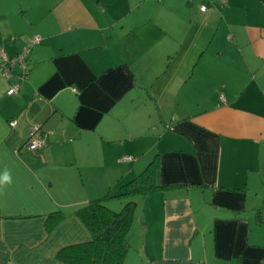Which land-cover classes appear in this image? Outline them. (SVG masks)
<instances>
[{
	"label": "crops",
	"instance_id": "obj_1",
	"mask_svg": "<svg viewBox=\"0 0 264 264\" xmlns=\"http://www.w3.org/2000/svg\"><path fill=\"white\" fill-rule=\"evenodd\" d=\"M36 35L24 81L0 70V264H57L90 239L74 211L155 155L203 187L135 198L127 264H264V0H0L8 58Z\"/></svg>",
	"mask_w": 264,
	"mask_h": 264
},
{
	"label": "trees",
	"instance_id": "obj_2",
	"mask_svg": "<svg viewBox=\"0 0 264 264\" xmlns=\"http://www.w3.org/2000/svg\"><path fill=\"white\" fill-rule=\"evenodd\" d=\"M160 157L155 155L145 169L134 179L125 183L119 193L111 190L99 198L90 200L74 211V216L90 234L86 242L67 245L55 255L57 264H127L129 250L128 234L132 228L136 210V197L148 196L163 190L178 188H200L199 184L161 185L157 181ZM123 203L119 211L112 210L109 202ZM66 218L59 210L46 218L49 234Z\"/></svg>",
	"mask_w": 264,
	"mask_h": 264
},
{
	"label": "built area",
	"instance_id": "obj_3",
	"mask_svg": "<svg viewBox=\"0 0 264 264\" xmlns=\"http://www.w3.org/2000/svg\"><path fill=\"white\" fill-rule=\"evenodd\" d=\"M207 7L202 5L200 10L205 12ZM40 36L36 35L29 46L22 50L21 53L16 55L13 58H8L3 50H0V70L3 72L6 78L11 77L14 74V69L17 68L18 72L16 73L17 81H24L27 75V57L29 53V49L40 41ZM18 92V85L11 84L9 89L7 90V95L12 96L16 95ZM11 127H14V123L10 122ZM40 133V129L38 127H33L29 133L25 142V146L32 152H35L41 149L44 146V140L38 134Z\"/></svg>",
	"mask_w": 264,
	"mask_h": 264
},
{
	"label": "clouds",
	"instance_id": "obj_4",
	"mask_svg": "<svg viewBox=\"0 0 264 264\" xmlns=\"http://www.w3.org/2000/svg\"><path fill=\"white\" fill-rule=\"evenodd\" d=\"M11 183H12L11 175L7 170H5L3 175H0V191H3Z\"/></svg>",
	"mask_w": 264,
	"mask_h": 264
},
{
	"label": "rangeland",
	"instance_id": "obj_5",
	"mask_svg": "<svg viewBox=\"0 0 264 264\" xmlns=\"http://www.w3.org/2000/svg\"><path fill=\"white\" fill-rule=\"evenodd\" d=\"M113 191H115V192H116V191H117V189H115V190L113 189ZM118 192H119V191H118ZM118 192H117V193H118ZM119 204H122V205H123V203H121V202H119ZM118 208H119V207H118ZM120 208H121V207H120ZM120 208H119V209H115V210H116V211H119V210H120ZM114 212H115V211H114Z\"/></svg>",
	"mask_w": 264,
	"mask_h": 264
},
{
	"label": "water",
	"instance_id": "obj_6",
	"mask_svg": "<svg viewBox=\"0 0 264 264\" xmlns=\"http://www.w3.org/2000/svg\"><path fill=\"white\" fill-rule=\"evenodd\" d=\"M40 129V127H38Z\"/></svg>",
	"mask_w": 264,
	"mask_h": 264
}]
</instances>
